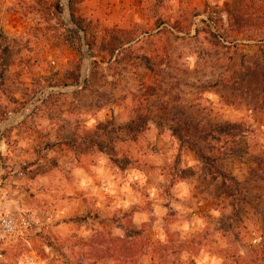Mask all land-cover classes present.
Masks as SVG:
<instances>
[{"label":"rangeland","instance_id":"obj_1","mask_svg":"<svg viewBox=\"0 0 264 264\" xmlns=\"http://www.w3.org/2000/svg\"><path fill=\"white\" fill-rule=\"evenodd\" d=\"M234 8V0H0V217L41 223L0 233V264H80L81 243L102 236L115 248L126 235L163 247L131 264H264V40L239 33L264 20L234 21ZM171 126L184 134L182 152ZM166 144L175 150L162 154ZM92 163L126 177L132 163L149 179L126 183L154 214L148 223L134 225L132 194L99 218L98 188L84 191L92 195L74 224L45 220L58 211L64 177H77L73 165ZM181 179L186 197L174 187ZM150 188L167 211L145 198ZM103 263L119 264L109 255Z\"/></svg>","mask_w":264,"mask_h":264},{"label":"crops","instance_id":"obj_2","mask_svg":"<svg viewBox=\"0 0 264 264\" xmlns=\"http://www.w3.org/2000/svg\"><path fill=\"white\" fill-rule=\"evenodd\" d=\"M162 124V123H158ZM172 136V135H171ZM173 137V136H172ZM133 139V138H132ZM161 139V138H159ZM136 141L141 140V136H136L134 138ZM133 140V141H134ZM125 141L122 140L121 143H124ZM160 149V148H159ZM175 150V145H165L163 146L160 151H162V154L172 152ZM176 150L182 152L181 144L177 145ZM140 150L136 148V152L138 154ZM137 161V160H136ZM136 165H138V162H135ZM130 169L126 171V173L129 175V177H126V175H122L120 173L121 168L118 166L113 167L110 166L108 163H106L102 168L101 166H95V163H92V166L79 169L76 168L75 165H73V169L75 172V175L77 177L73 179V182L71 183L64 177L63 179V188H66V191H64L63 196L60 199V202L58 204V211L51 210L53 216L51 219V223L56 224L57 226H70L76 222V217L81 212L85 213L87 211V203L86 198L92 195L91 193L87 194L84 193V191L98 188L100 189V200L103 202L97 203L98 209H103L104 211L102 215H100L99 218H102L104 220L111 219V215L107 214V210H110L112 208V205L114 204L113 198H117L118 201L128 203L126 201V198H129L130 194L134 195V199L132 202H130L134 208L135 211L132 215V221L134 222V225L138 228L142 227L146 223H148L151 220V216L154 215L150 213L149 210H147L144 207V203L142 202V199L138 196V193L133 192L127 185V180L132 179L134 180L133 183L136 184L137 180L140 183H145L149 179L145 177L144 174H142L141 171L138 169L133 168L135 165L130 163L129 164ZM191 166V164H190ZM104 174H103V170ZM106 173V174H105ZM110 174V175H109ZM130 174H133L132 176ZM83 177V179H81ZM127 178V179H126ZM131 180V181H132ZM179 188V193L182 197L188 196L189 193V186L187 182L183 179H181L179 182H175L174 187ZM69 188L72 190V192L69 191ZM132 191V192H131ZM150 195L148 197H145L147 200L153 201V199L156 202H159V204L155 203V205L158 206L159 210L165 208V210H168V207L166 204L163 203V201H160L157 197L156 191L153 188L149 189ZM117 193L116 195H114ZM129 194V195H128ZM132 197V196H130ZM125 199V200H124ZM82 208V210H81ZM160 213V214H159ZM158 215H156V219L160 222L165 221V217L167 216L166 212H159ZM91 219L89 218V221Z\"/></svg>","mask_w":264,"mask_h":264},{"label":"trees","instance_id":"obj_3","mask_svg":"<svg viewBox=\"0 0 264 264\" xmlns=\"http://www.w3.org/2000/svg\"><path fill=\"white\" fill-rule=\"evenodd\" d=\"M264 0H234V11L228 12L229 17L232 20H239L242 22H247L249 20L261 21L264 20V8L260 7ZM250 4V5H249ZM257 4L255 8L251 5ZM246 7H251V10H246ZM201 15V14H198ZM239 27V33L242 35V38L246 40H254L259 39V41L264 40V25H246ZM158 123H162V120L156 121ZM163 124H167L164 122ZM172 127V126H171ZM173 134L179 138L181 143V147L186 145V140L184 138V134L178 128H171ZM218 169V168H217ZM212 173L217 177H222L223 180H229L237 182L236 178L230 176L223 169L216 170L211 169ZM141 228V227H140ZM141 237V233L137 234ZM122 240L117 241L118 245L115 248H104L105 241L102 236H96L89 244L81 243L78 247L81 248L78 256L81 258L80 264L84 262H88L89 264H99L105 261L108 258V255L112 258H117L119 264H131L133 257L136 255L150 254L157 255L159 253L160 248H163L161 245L152 244L150 240L147 239H139L137 242L134 240L132 236L122 237ZM77 247V246H76ZM104 264V263H103Z\"/></svg>","mask_w":264,"mask_h":264},{"label":"built area","instance_id":"obj_4","mask_svg":"<svg viewBox=\"0 0 264 264\" xmlns=\"http://www.w3.org/2000/svg\"><path fill=\"white\" fill-rule=\"evenodd\" d=\"M52 214L53 213L50 211L43 212L45 220H48L49 222L52 219ZM40 224V219L35 217L34 214L32 216H27L24 214L2 216L0 217V233L3 236H15L32 228L33 225Z\"/></svg>","mask_w":264,"mask_h":264},{"label":"water","instance_id":"obj_5","mask_svg":"<svg viewBox=\"0 0 264 264\" xmlns=\"http://www.w3.org/2000/svg\"><path fill=\"white\" fill-rule=\"evenodd\" d=\"M82 33V32H81ZM82 35H83V33H82ZM83 46H84V48H85V43H83Z\"/></svg>","mask_w":264,"mask_h":264}]
</instances>
